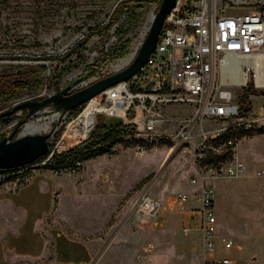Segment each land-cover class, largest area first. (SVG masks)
Returning <instances> with one entry per match:
<instances>
[{
  "label": "rangeland",
  "instance_id": "1",
  "mask_svg": "<svg viewBox=\"0 0 264 264\" xmlns=\"http://www.w3.org/2000/svg\"><path fill=\"white\" fill-rule=\"evenodd\" d=\"M159 2L160 0H0V112L11 108L18 101L45 98L67 86H71V92L81 90L97 78L116 72L114 67L121 60L132 54L136 55L139 51ZM115 16L114 25L108 29ZM91 29L97 33L82 47L80 44ZM119 52H123V56L116 58L115 53ZM90 65L95 73L84 78L91 71L88 68ZM35 80L42 81L43 87L32 85ZM14 82L27 83L28 87L16 90L12 87ZM236 93L241 95V90L237 89ZM260 93L262 96L255 98L257 104L264 103V90ZM11 95L17 98L10 99ZM85 107L86 104L77 117ZM189 110L187 106L175 108L181 117ZM25 114L26 112H20L5 123L0 121V141L12 134L17 122ZM57 114L60 116L53 119ZM69 115L70 112L63 115L52 107L46 108L30 122L40 120L50 123V129L34 134L50 133L48 143L51 150L61 152L73 149L82 142L67 149L58 146L68 124L77 118L70 120ZM106 120V117L98 118V124L88 139L103 130ZM23 129V126L19 128L12 140L23 136ZM252 136V139H243L239 144L240 154L247 160L245 174L251 175L242 182L229 179L212 182L215 198L219 199L222 206L220 210L215 207L214 211L216 217L219 211L224 217L223 227L217 222L218 236H227L235 244H250V247L255 245V249L264 254V175L256 174L257 170L264 169V129ZM170 147L173 150L175 145L161 144L158 151L138 159L132 149L117 144L113 148L115 153L105 154L107 157L104 159L98 156L88 160L91 163L88 162L87 166L92 167V174L97 175L100 169L105 168L112 172L114 178V182H110L107 178L98 180V176L92 177L86 185L85 193L92 195H97L101 189V195L107 201L106 206L113 208L118 204L116 213L107 220L103 228V235L108 234L107 238L110 239L122 223V233L130 231L134 234L133 238H125L122 233L116 235L110 249H105L95 264H137L138 251L143 244L148 243H152L155 249L151 255L146 256L145 264H161L169 254L172 256L170 247L173 246V236L159 237L158 229L152 230L147 223H140L131 212V206H134L142 192L164 201L167 197L173 200L176 193L187 191V176L180 175V172L184 167H191V155L180 147L163 167L164 156ZM41 172L52 176L49 169L36 171L35 175ZM67 176L68 174H61L56 178ZM11 182L14 181L8 180L2 185ZM63 188L72 192L69 184L63 185ZM103 221H106L105 218ZM180 230L182 234V226ZM215 244L216 258L229 257L239 261L240 250H226L218 240Z\"/></svg>",
  "mask_w": 264,
  "mask_h": 264
},
{
  "label": "built area",
  "instance_id": "2",
  "mask_svg": "<svg viewBox=\"0 0 264 264\" xmlns=\"http://www.w3.org/2000/svg\"><path fill=\"white\" fill-rule=\"evenodd\" d=\"M237 89L241 90L239 96ZM262 90L264 0H176L141 70L86 103L85 108L93 101L96 109L91 132L99 117L116 119L129 130L119 144L127 145L138 159L168 143L183 147L191 155L189 165L194 174L190 182L199 189L193 195L177 193L174 198L182 204L191 198L197 203L194 220L183 227V233L197 231L201 235L203 264L239 263L229 257L216 258V240L226 250L234 249L236 244L227 236L217 235L212 182L247 171L239 144L264 129V103L255 102ZM177 106L190 110L181 117L175 111ZM55 151L0 173V185L8 180L30 183L36 171L49 169ZM85 162L76 160L61 169L49 170L54 175L77 176ZM256 174L263 176L264 169ZM163 207L162 201L142 192L133 212L140 223L153 229ZM154 249L152 243L143 244L137 259L144 262Z\"/></svg>",
  "mask_w": 264,
  "mask_h": 264
},
{
  "label": "crops",
  "instance_id": "3",
  "mask_svg": "<svg viewBox=\"0 0 264 264\" xmlns=\"http://www.w3.org/2000/svg\"><path fill=\"white\" fill-rule=\"evenodd\" d=\"M169 154L166 152L164 158ZM240 156L247 164V160L241 154ZM101 157L104 159L107 155ZM88 162H85L83 170L77 176L68 175L67 178L58 179L56 177L61 175L51 172L50 176L41 172L28 184L17 185L11 182L0 186V264H95L103 251L110 249L116 235L124 231L122 223L110 239L107 238L108 234L103 235V228L107 220L116 213L118 204L113 208L106 206L107 201L101 195V189L97 195L85 192L88 179L92 177L98 176V180L107 178L110 182H114V178L112 172L105 168L100 169L97 175L92 174V167L88 168ZM183 169L180 175L187 176L185 193L193 195L199 189V186L190 182L194 170L192 167ZM249 175L251 174L247 173L236 179L223 180L242 182ZM65 184L72 187V192L63 188ZM162 202L163 212L152 230L158 229L159 237L173 236L174 242L170 247L172 256L169 254L161 264H203L199 232L193 231L185 236L180 230L181 226L183 228L193 222L196 201L191 198L182 204L167 197ZM133 207L131 206V212ZM215 207L219 210L222 207L216 198ZM216 219L218 225L223 227L224 217L221 211ZM128 232L121 235L133 238L134 234ZM248 245L250 244H236V250H240L238 262L264 264V254L258 252L255 245ZM137 260V264H145Z\"/></svg>",
  "mask_w": 264,
  "mask_h": 264
},
{
  "label": "water",
  "instance_id": "4",
  "mask_svg": "<svg viewBox=\"0 0 264 264\" xmlns=\"http://www.w3.org/2000/svg\"><path fill=\"white\" fill-rule=\"evenodd\" d=\"M176 0H160L157 12L152 16V22L148 34L137 52L133 61L124 69L103 77L85 88L71 92V86H67L55 94L42 100L26 99L16 102L10 109L0 112V121L5 123L12 115L26 112L24 118L17 122L15 130L9 137L0 141V173L9 169H16L31 164L46 156L49 152V139L51 134H29L12 140L16 131L35 117L39 112L48 107L65 114L86 104L91 99L105 90L126 82L136 75L148 61L154 51L166 17L175 7ZM107 123L113 124L116 119L107 118ZM178 148L170 152L163 163L165 167Z\"/></svg>",
  "mask_w": 264,
  "mask_h": 264
},
{
  "label": "trees",
  "instance_id": "5",
  "mask_svg": "<svg viewBox=\"0 0 264 264\" xmlns=\"http://www.w3.org/2000/svg\"><path fill=\"white\" fill-rule=\"evenodd\" d=\"M139 2H147L148 0H136ZM116 16L111 20L110 24L108 25V29H110L115 23ZM97 32H94L92 29L88 32L84 40H82V47L86 45L88 42L92 40V38L96 35ZM115 57L119 58L123 56V52L115 53ZM91 71H89L84 78L90 77L95 73V69L92 65L88 67ZM65 73V71H64ZM39 88L43 87V82L36 80L32 83ZM12 87L16 90L25 89L28 87V84H21V83H12ZM13 91V90H12ZM14 92H12L13 94ZM17 96L11 95L10 99H16ZM41 99V98H37ZM83 105L79 108L70 112V120L77 117ZM25 113V112H24ZM15 114L13 115V117ZM103 130L99 133L93 134L88 140L82 142L81 144L77 145L73 149L57 152L55 151L53 155L52 165L48 166L49 169H61L65 166H68L74 163L76 160H84L88 161L98 156H102L105 154H113L115 151L113 150L114 146L119 144L123 135L129 133V130L126 128H122L120 123L117 121L113 122V124H109L104 122ZM125 147H128L125 145ZM51 147L49 152L51 151Z\"/></svg>",
  "mask_w": 264,
  "mask_h": 264
},
{
  "label": "bare ground",
  "instance_id": "6",
  "mask_svg": "<svg viewBox=\"0 0 264 264\" xmlns=\"http://www.w3.org/2000/svg\"><path fill=\"white\" fill-rule=\"evenodd\" d=\"M135 56H136L135 54H132L128 58L121 60L114 67V69L116 71H119L126 68L133 61ZM95 98L97 97H94L93 99L95 100ZM92 103H90L88 107L85 108L84 111L76 119H74L73 122L69 124L67 131L62 136L58 146L67 149L79 142L81 143V141L87 138L88 134L91 132L95 124L94 116L96 114V109L92 106ZM59 116L60 115L57 114L53 116V119H56ZM30 121H28L26 124L23 125L24 127L22 133L23 136L34 134L39 131H47L50 129V123L41 122L40 120H38L37 122H30Z\"/></svg>",
  "mask_w": 264,
  "mask_h": 264
},
{
  "label": "flooded vegetation",
  "instance_id": "7",
  "mask_svg": "<svg viewBox=\"0 0 264 264\" xmlns=\"http://www.w3.org/2000/svg\"><path fill=\"white\" fill-rule=\"evenodd\" d=\"M42 99H43V98H41V99H37V100H42ZM9 109H10V108H9ZM11 118H13V115L11 116ZM11 118H10V119H11Z\"/></svg>",
  "mask_w": 264,
  "mask_h": 264
}]
</instances>
